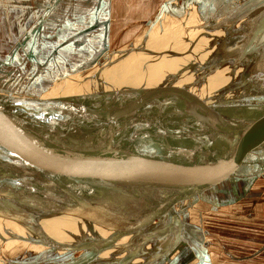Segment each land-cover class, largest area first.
<instances>
[{"label": "water", "instance_id": "water-1", "mask_svg": "<svg viewBox=\"0 0 264 264\" xmlns=\"http://www.w3.org/2000/svg\"><path fill=\"white\" fill-rule=\"evenodd\" d=\"M232 1L223 0V13L207 23L193 24L183 39L163 40L136 50L131 57L122 49L116 60L118 52L107 53L97 60L99 71L90 79L68 80L80 89L92 82L103 83L102 77L110 71L155 68L159 71L155 76L167 72L165 83L34 100L27 110L35 114L11 128L3 123L14 118L11 114L23 117L27 110L17 109L20 112L14 114L13 105L4 104L5 112L0 110L5 116L0 120V198L49 214L51 223L43 225L26 214L8 211L0 200V264H14L7 249L12 239L18 241V252L27 243L33 246L36 239L48 246L46 253L69 254L50 262L36 257L15 264H98L104 260L102 254L112 251L126 253L123 259L113 256L112 264H130L139 258L137 264H155L165 258L163 264H170L172 254L186 246L185 231L202 235L184 220L190 206H176L175 185L180 182L181 186L186 168L190 174L197 157L231 154L227 141L226 152L216 147L220 130L239 103L238 96L264 80V0H236V7L226 9ZM178 5L190 16L194 0H166L149 29L166 23L160 21L163 12L179 25L182 9ZM109 62L112 67L106 65ZM204 73L213 77L205 80ZM192 85L205 86V98L190 91ZM68 124H74V129ZM98 135L108 140L107 145L100 144ZM159 135L169 140L157 141V153L152 156V149L141 145L151 146L153 142L147 141ZM88 137V143L78 147ZM157 154L167 155L155 163ZM46 165L52 168L51 176ZM62 165L74 166L70 170L75 174L80 170L104 184L96 188L83 181L69 185L67 174L63 183L56 174L65 168ZM98 165L104 169H95ZM176 192L182 199L183 190ZM60 215L64 217L57 220ZM158 224L163 226L152 230ZM53 234L70 236L61 243L51 240ZM150 241L158 245H153L159 248L156 254L147 248Z\"/></svg>", "mask_w": 264, "mask_h": 264}, {"label": "rangeland", "instance_id": "rangeland-1", "mask_svg": "<svg viewBox=\"0 0 264 264\" xmlns=\"http://www.w3.org/2000/svg\"><path fill=\"white\" fill-rule=\"evenodd\" d=\"M60 1L61 0H55V2H51L52 6H46L41 11H39V16L38 18H36V21H34V25L32 27L33 29L37 28L35 33L41 32L47 18H58V13L61 10H56V7L60 3ZM165 1L166 0L79 1L84 7L89 6V8H93L95 13L97 11H102V8H104V6L106 5H109V8H113L114 16L112 19L114 21H112V27L110 31H105V33L109 36H104L103 31H96L91 33L89 37L79 39L76 37L79 31L70 33L69 35H71V37L65 40L69 42L67 51H62V54L60 55L61 57H58V59L56 58L57 56L50 57L51 59L49 58L48 60L50 66H48L46 72L34 76L33 80H31L32 76L26 74L23 75L19 73L18 75H12V70L8 71L6 68L4 70L3 67V71L0 70L1 112H5L4 104L13 105V111L17 109L22 111L24 108L25 110H27L33 107H29L31 105L29 103L34 104V100L40 101L42 99H45V97L49 95L48 93L53 89V87L57 86L58 84L64 83V81H68L69 79L76 80L77 78H80V76L83 79H90V76L92 77V75L98 73L99 71L98 64L96 63L97 60L102 58L107 53L118 52V54L113 58L114 60H116L121 58L122 54L120 53V50L125 49L126 53H129L127 55H130L131 57L134 56V52L138 50L137 48H149V46L151 47V45L163 42V40L172 41L173 39L178 40L186 37L188 28H191L194 23H198L197 20H194L192 22L190 21V23H188L187 25L180 23L177 30V26H174L176 21L175 18L171 19L169 22L163 23V21L167 19V17L165 16L167 14L166 12H164L163 17L160 20L163 25L159 24V26H154L151 29H149L150 25L149 27L147 26L150 21L154 22L155 19H157L156 15L163 8ZM207 1L210 2V0ZM47 2H49V0H47ZM210 6L211 7L209 9L211 10L207 11V13L205 14L206 17L201 24L207 23L206 21L210 19H215L217 15L224 11L223 8L225 7L222 0H213V3ZM138 7L148 9V19L139 18L140 12H138V10L136 9ZM178 9L182 8L178 5ZM196 9H199L201 11V15H204L206 11V8L203 7V4L201 2L196 6ZM53 11H55V15H53ZM104 12H106V10ZM186 21L187 20H185V23ZM33 29L31 30L33 31ZM139 29H145V34L135 39V41H141L140 44L135 46L133 49L126 48L127 45L132 42L125 44L123 43V41L125 39L129 40L134 36L130 34H128L126 38L124 36L130 31L134 32V30ZM43 34H47V32L43 31ZM28 35L24 34L22 36L23 38L19 41L20 43L18 42L16 44V47L17 45H21L20 47L18 46L19 48L17 47L18 52L16 53L15 57L18 59V61H16V63L20 61L27 62V59H23L22 56H19V54L21 55L22 52H28L25 51L24 45L22 44L25 43V48L29 49L31 47V43L33 41L29 38L30 36ZM35 38L37 39V37ZM39 38L40 37H38V40L36 42V44H38V48H40L41 45L46 46L48 44V39H41L43 40V42L38 43ZM54 39H57V36H55ZM62 40L58 39V42L56 43L59 44V41ZM135 41L133 43H135ZM20 49L24 50L21 51ZM0 55H2L1 52ZM40 56L41 55L39 54L37 56L35 55L36 59L31 62L36 61V63H38V61L40 60ZM83 63L90 67L87 70L79 69L80 67H84ZM28 65L25 64L24 66L28 69ZM106 65L108 67H112L111 62L107 63ZM32 66L35 67V65ZM66 68H68L69 71L66 70ZM63 70H65L66 72H63ZM111 73H114V71H110L108 74ZM241 96H243L242 98L244 99L246 98V100H254L255 104H247L242 101V98H239V103L230 111V118L226 121L227 124H225V127L221 128L220 130L222 133L220 136L218 135L219 145L216 146L217 149L221 150L222 152H226V145L228 142L230 144V150H228L231 154H227L226 156L222 157L225 154L215 153V157L214 155L212 157L210 155L208 158H211H205V160L199 159V157H197V159H195L194 161L195 163H193V165L191 166L192 168H190V174L192 176H190V178L188 176L186 177V175L189 173L187 167L181 186L180 182L175 185V190L172 197L174 200L176 199V206L181 209L185 206H190L189 211L184 216V220L187 222V225L190 228L195 229L196 231L200 230L204 237H202V235L185 231L184 236L187 240V242L185 243L186 246L176 253L172 254L173 260L170 264H264V249L262 248L264 246V218L254 219L252 217L254 214V205L252 206L247 199L252 197V189L255 188L253 183L254 180L252 179L254 177L250 176L249 178V176L247 175H250L251 173H247V170L244 168L240 171L238 167V163L246 161L248 157L241 155L242 148H245V146H242V144H240L241 142H243V140L239 141L238 138H235V136L250 135V133L254 132V130L264 133V80L260 81L256 86H254L251 91ZM20 111H15L14 114H17ZM34 112L35 110H27V113L24 114L23 117L21 115L13 116L11 114V117L14 118H10V120L3 124L8 125L6 128L19 126L27 121V119L30 118L31 115L34 114ZM0 116H2L0 120H3V118H5L2 113H0ZM260 117L263 118V121L259 119ZM246 120L250 122L253 121V125L247 126L249 123L246 122ZM89 139V137L86 138L84 140L85 142L82 145L85 146V144L88 143ZM101 139V136H99V139H97L100 141V144L107 145L108 140L105 139L103 141ZM220 139L223 141H221ZM237 145H241L242 147ZM233 146L235 147L234 149ZM256 146L257 147L255 149L261 152V150L259 149L261 145L258 144ZM233 153L234 156H241L233 158ZM258 156L264 157V153H260ZM216 157L221 159H218V161L216 160L215 162L214 158ZM234 164H236L238 168V179L235 176H233V179L231 178L232 176H229L227 174L228 172L237 171L232 169V167H235ZM67 168L70 169L75 167L69 166ZM96 168L97 170L104 169V167L101 165L95 166V169ZM254 168L255 170L259 168V171H257L258 176L256 178H258V182L261 181L256 185L260 186L259 190H264V171L260 170L261 164H255ZM59 170L60 168L57 169L56 174ZM192 171L196 175L195 177L193 176ZM48 173L49 176H51L52 168L48 170ZM71 174H73L74 178H71L72 182H68L69 185H77L78 181H83L80 180L78 172H76L75 174L74 171H72ZM87 178L88 180H86L85 182L83 181L86 186L92 185V187H96L95 185L100 186L101 184H104L100 181H95V179L91 177ZM59 181H61V179ZM94 181L96 182V184H94ZM178 189L183 190L182 199L176 192ZM235 191H239L241 195L235 196ZM10 211L17 214L21 213L23 215L25 214L24 212L29 213L26 215L33 219H37V223L38 221H41L43 225H49L51 223L48 218L49 214L42 213L41 211H35L33 208L29 209L28 211L19 210L18 212L14 211L13 208ZM60 216L61 217H58L57 220H61L60 218L64 217L62 215ZM68 237L65 236V238H62L60 234H53V236H51V240L62 243L66 242V239H68ZM34 240L36 241V243L33 246L28 243L25 244L22 252H18V248L16 247V242L18 241L14 239L9 241L10 243L7 244V249L9 251H12V253L10 252V255L8 254L9 258L13 261L12 263L15 264L17 261H25V259H33L36 257V260L50 262L58 258V255L60 256V259L69 256V254L64 255L62 252L46 253L48 252L46 249V247L48 246H44V241H37L36 239ZM70 248L71 245H68V251L70 250ZM157 262L165 263L166 258L159 259ZM157 262L155 264H157Z\"/></svg>", "mask_w": 264, "mask_h": 264}, {"label": "crops", "instance_id": "crops-1", "mask_svg": "<svg viewBox=\"0 0 264 264\" xmlns=\"http://www.w3.org/2000/svg\"><path fill=\"white\" fill-rule=\"evenodd\" d=\"M30 1L31 0H2V2H0V34H1V36H0V52L2 53V55H0V57H1L0 58V67H1L0 70L1 71H3L2 69L4 67V70H5V68L8 71L12 70L13 71L12 75H18L19 73L23 74V75L26 74V75L32 76L31 80H33L34 76H36L40 73L46 72L48 66H50L49 62H48L50 57L57 56L56 58L58 59V57H61L60 55L62 54V51H67L69 42L65 41V40H67L71 37V35H69L70 33H75L76 31H79L77 33V36H76L79 39L89 37L91 35V33L96 32V31L97 32L103 31L104 36L105 35L109 36L108 34L105 33V31H107V32H108V30L110 31V29L112 27L111 26L112 21H114L112 19L114 16V10H113V8H109V5L104 6V8H102V11H100V12L97 11L98 13L97 12L95 13L93 8H91V7L89 8V6L84 7L79 2L81 0H61L60 3L56 7L57 8L56 10H61L58 13V18L57 19H55L54 17L47 18L46 23L44 24V27L42 28L41 32L35 33L37 28L33 29L32 27L34 25V21H36V18H38V16H39V11H41L46 6H52V4H51V2H47V0L46 1L45 0H33L31 2ZM200 2L203 4V7L206 8L204 15H201L200 14L201 11L199 9L198 10L196 9V6ZM238 2L236 0H235V2L232 1L231 5L227 6L226 9L236 7ZM212 3H213V0H210V2H208L207 0H194V6H193L192 14L189 13V14H191L189 16L187 14V12L185 11V9H182V11H181L182 14L180 16L181 19H180L179 23H183L184 25H187L188 23H190V21L192 22L194 20L195 21L197 20L199 23H203L202 21H204V19L206 17L205 14L207 13V11L211 10L209 8L211 7L210 5ZM111 9H112V12H111ZM136 9L138 10V12H140L139 13L140 19H148L149 15H147V12H148L147 8L138 7ZM223 9H225V8H223ZM105 10H106V12H104ZM55 11L52 12L53 15H55ZM165 16L167 17V19L165 21L169 22L171 20V18H168L167 15H165ZM160 17L162 18L163 14ZM185 20H187L186 23H185ZM79 21H82V22H79ZM150 22L147 25L148 27L150 25ZM176 22H178V21H175V23ZM194 24H197V23H194ZM174 26H177V30H178L179 25L174 24ZM49 27H51V28H49ZM31 29H33V31ZM48 29H49V31H48ZM38 31H40V30H38ZM43 31H46L47 34H43ZM144 31H145V29L144 30L139 29V30H134V32H131V31L128 32L124 36L125 38L128 34H130L134 37L129 39V40L125 39L123 41V43H125V44L130 43V42L133 43L135 41V39H137L140 36L145 34ZM24 34H27V35L29 34L28 36H30L29 38L33 42L31 43V47L29 49L25 48V43L22 44V45H24L25 51H28V52H22L21 55L19 54V56L20 57L22 56L23 59L26 58L27 62H21L20 61V62L16 63V61H18V59L15 57V55L18 52V48L21 46V45L20 46L17 45V47L19 46L17 48L16 44L23 38L22 36ZM55 36H57V39H54ZM35 37H37V39ZM38 37H40L38 43L43 42V40H41V39H44V40L48 39V41H49V42H47L48 44L46 46L41 45L40 48H38V44H36ZM58 39H61V40L64 39V40L59 41V44H57L56 42H58ZM72 40H74V39H72ZM27 43H28V41H27ZM24 49H20V50L23 51ZM137 49L140 50V48H137ZM135 53H136V51L134 52V55H135ZM38 54L41 55L40 60L39 61L37 60L38 63H36V61L31 62L34 59H36L35 55L37 56ZM25 64H27V65L29 64L28 69L24 66ZM32 65H35V67ZM111 65H113L112 62H111ZM92 66H93V64H92ZM89 67L90 66L84 64V67H80L79 69H81V70L86 69L87 70ZM66 70L69 71L68 68H66ZM122 71H124V70L121 69L120 71H118L116 73L118 74V73H121ZM63 72H66V71L63 70ZM259 119L263 121V118L260 117ZM246 122L249 123L247 126L253 125V121L250 122V121L246 120ZM263 134L264 133H261L257 130L256 131L254 130V132H251L250 135L235 136V138H238L239 141L243 140V142H241L240 144H242V146H245V148H242V152H241L242 154L241 155L248 157V159L246 161H242L241 163H238L239 164L238 167H239L240 171L244 168L247 170L246 171L247 173H251L250 175H247V176H249V178H250V176L254 177L252 179L254 180L253 183H254L255 188L252 189L253 190L252 197L247 199L252 206L254 205V207H253L254 208V214L252 216L254 219L264 218V190H261V189L259 190L260 186L256 185L257 183H259L261 181L258 182V178H256L258 176L257 171H259V168H257L256 170L254 168L255 164L262 162L260 170L264 171V162H263L264 157L258 156L260 153H264V136H263ZM232 142H233V139H232ZM258 144L261 145V147L259 148L261 150V152H259L258 150L255 149L257 147L256 145H258ZM237 146H241V145H237ZM234 148L235 147L233 146V149ZM241 155H235L234 156V153H233L232 157L234 158V157L241 156ZM222 157H224V156H222ZM253 158H254V160H253ZM218 159H221V158L216 157V158H214V161L216 162V160L218 161ZM234 165H235V167H232V169L237 170V171L228 172L227 174L229 176H232L231 178H233V176H235L238 179V177H239L238 168H237L236 164H234ZM215 171H216V169H215ZM46 174L49 175L48 170H47ZM69 174H71V173H69ZM187 176L189 177L190 174L188 173L186 175V177ZM65 178H66V176H65ZM234 195L235 196L241 195V193L239 191L238 192L235 191ZM242 200H245V199H242ZM239 201H241V200H239ZM242 202H245V201H242ZM13 208L14 207L12 206V207H10L9 210H12ZM20 211H22V210H20ZM262 248L264 249V246Z\"/></svg>", "mask_w": 264, "mask_h": 264}, {"label": "bare ground", "instance_id": "bare-ground-1", "mask_svg": "<svg viewBox=\"0 0 264 264\" xmlns=\"http://www.w3.org/2000/svg\"><path fill=\"white\" fill-rule=\"evenodd\" d=\"M211 66L212 65L209 64V68ZM158 72L159 71L155 70V68L145 69V71H140V72H138L136 68H132L130 70H124V71H122L121 73H118V74L117 73L107 74L106 77H102V79H104L103 83L99 84V83H96V82H92V83L88 84L89 86L86 85L84 88H80V89L77 88V85H76L77 83H75L73 81H64V83L58 84L57 86L53 87V89L49 91V93H48L49 95H47L46 97L56 98V97H62L63 95L64 96H69V95L72 96V95H76V94L78 95V94H82V93L85 94V95H89L90 93L96 92L97 90H100V92H107V91H111V90H119V89H121L124 86L127 87V86H130V85L131 86H136V85H141L142 84L143 87H145V86L146 87H155V86H158L161 82L165 83L166 81L164 82L163 80L169 78L167 72L163 73L164 78H163V76H160L159 74H158V76H155ZM209 74L211 75L210 78H209V76L207 77L206 74L204 75V77H207V78H205V80H207L208 78L211 79L213 77V74H211V73H209ZM77 80H79V79H77ZM69 83H71L72 85L69 84ZM204 87L205 86H203V87L202 86L201 87L198 86L197 87L195 85H192V86H189V89H190V91L198 94L200 97L205 98V96L203 95V94H205L204 93V91H205ZM122 89H124V88H122ZM238 97L242 98L243 96L239 95ZM242 101H244L245 103L250 104V105L255 104L254 100L253 101L250 100V99L246 100V98L245 99L242 98ZM34 114H35V112H34ZM34 114H32L31 117ZM74 115L76 116L77 114H74ZM170 124H171V122H169L167 124V126L165 127L166 131H167V129L170 128ZM68 125H69L70 130H73L74 127H75L74 124H72V125L68 124ZM161 136L162 135H159V137L157 139L152 138L153 140L147 141V142H153L151 146L146 144L145 146L141 145V147L145 148L146 150L151 148L152 149V156L156 155V153H157L156 152L157 149L155 147L156 146V142L159 141V140L160 141L169 140L168 138L167 139L166 138L160 139ZM154 141H155V143H154ZM80 146H83V145L80 144L78 147H80ZM166 155L167 154H164V155L157 154V156H155V158H154V160L156 161L155 163L161 162L166 157ZM44 167H48L47 170L50 169V165H46ZM62 167H65V168H60V170L58 171V173H57L58 180H60L62 178L61 182H63V183L72 182L71 178L73 177V174H69V173H72V171L69 168H67L66 165H62ZM79 171H78V174H79L80 180H83L84 182L86 180H88V178H87L88 176L86 177L85 174H83L82 172L80 173ZM65 174L70 176V180H68L66 182L63 181V179L64 180L66 179L65 178V176H66ZM95 181L98 182V180H96V178H95ZM94 184H96V182ZM95 186L99 187V185H95ZM96 187H92V188H96ZM0 200L4 201V199H2V198H0ZM4 203L6 205L4 207L8 211H9L11 206L14 207V211H16V212H18L19 210L28 211L29 209H31V207H29L26 203H24V202L22 203V202H19L18 200H14V199H12V200L8 199V201H4ZM24 213L25 214H29V213H26V212H24ZM20 215H23V214L20 213ZM162 226L163 225H159V224L155 225V227H152V230H156L158 228H161ZM166 227L167 226H164L163 229H165ZM135 244H136V242L133 241L132 245L134 246ZM148 244H147V248H150L149 250L151 252H153V254H156L155 252H157L158 249H159V248H156L158 246L157 243H154V241H150ZM151 245H152V248H151ZM153 245H155V246L157 245V246L154 247ZM153 254H151V255H153ZM117 255H120V258L123 259V258H125L126 253L122 252V251L121 252L120 251H112V254L107 252V253L101 255V258L104 259V260L98 262V264H112L111 262L113 260L112 259L113 256H114V258H117ZM135 256L140 257L138 255H135ZM141 260H142L141 258L135 259L134 261L130 262V264L131 263L132 264H137V263L141 262ZM161 263H163V262H160V263L157 262V264H161Z\"/></svg>", "mask_w": 264, "mask_h": 264}, {"label": "snow or ice", "instance_id": "snow-or-ice-1", "mask_svg": "<svg viewBox=\"0 0 264 264\" xmlns=\"http://www.w3.org/2000/svg\"><path fill=\"white\" fill-rule=\"evenodd\" d=\"M0 2H2V0H0ZM49 2H55V0H49Z\"/></svg>", "mask_w": 264, "mask_h": 264}]
</instances>
